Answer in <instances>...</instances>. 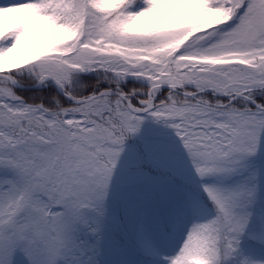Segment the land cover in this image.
<instances>
[{
    "label": "snow or ice",
    "instance_id": "1",
    "mask_svg": "<svg viewBox=\"0 0 264 264\" xmlns=\"http://www.w3.org/2000/svg\"><path fill=\"white\" fill-rule=\"evenodd\" d=\"M0 264H264V0H0Z\"/></svg>",
    "mask_w": 264,
    "mask_h": 264
}]
</instances>
